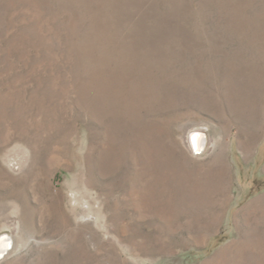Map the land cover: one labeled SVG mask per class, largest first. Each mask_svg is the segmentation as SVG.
I'll return each mask as SVG.
<instances>
[{
	"label": "rangeland",
	"instance_id": "rangeland-1",
	"mask_svg": "<svg viewBox=\"0 0 264 264\" xmlns=\"http://www.w3.org/2000/svg\"><path fill=\"white\" fill-rule=\"evenodd\" d=\"M262 142L264 0H0V264H264Z\"/></svg>",
	"mask_w": 264,
	"mask_h": 264
},
{
	"label": "crops",
	"instance_id": "crops-1",
	"mask_svg": "<svg viewBox=\"0 0 264 264\" xmlns=\"http://www.w3.org/2000/svg\"><path fill=\"white\" fill-rule=\"evenodd\" d=\"M236 155L240 157L242 162L248 161L250 163V160L252 161L253 166H256V169L258 170V175L255 176L254 178H244L243 182H256L260 183L262 187L264 186V143H259L256 147L255 150L252 152L250 149L243 148L239 146V143H236V150H235ZM252 177V176H251ZM246 188L241 190L240 194H238V198H242L243 194H241Z\"/></svg>",
	"mask_w": 264,
	"mask_h": 264
},
{
	"label": "bare ground",
	"instance_id": "bare-ground-1",
	"mask_svg": "<svg viewBox=\"0 0 264 264\" xmlns=\"http://www.w3.org/2000/svg\"><path fill=\"white\" fill-rule=\"evenodd\" d=\"M191 140L196 151H201L205 144V138L200 132H194ZM12 248L11 240L6 236L0 237V257L7 254Z\"/></svg>",
	"mask_w": 264,
	"mask_h": 264
}]
</instances>
